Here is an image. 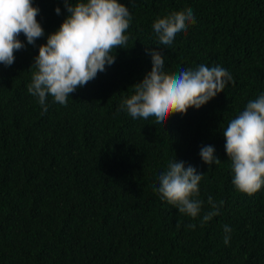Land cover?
Returning <instances> with one entry per match:
<instances>
[{"label": "trees", "instance_id": "1", "mask_svg": "<svg viewBox=\"0 0 264 264\" xmlns=\"http://www.w3.org/2000/svg\"><path fill=\"white\" fill-rule=\"evenodd\" d=\"M118 2L131 15L129 48L66 106L49 96L45 112L27 91L39 45L67 15L62 0H32L44 35L30 45L21 33L14 63H0V264H264V186L235 189L222 134L264 93V0ZM188 8L196 22L170 48L156 46L153 22ZM146 47L164 54L168 73L219 65L234 84L165 124L133 119L121 104L151 69ZM205 145L219 164L201 160ZM174 159L204 173L195 219L157 191ZM209 196L223 204L201 227Z\"/></svg>", "mask_w": 264, "mask_h": 264}, {"label": "clouds", "instance_id": "2", "mask_svg": "<svg viewBox=\"0 0 264 264\" xmlns=\"http://www.w3.org/2000/svg\"><path fill=\"white\" fill-rule=\"evenodd\" d=\"M67 15L59 27L48 34L46 43L40 44L34 57L35 71L27 91L37 99L46 112L47 98L66 106L70 94L86 85L115 62L117 48L128 49L131 15L125 4L118 0H62ZM60 14V8H55ZM39 9L32 0H0V63L11 66L14 52L25 44L18 37L23 33L28 44L44 35L36 17ZM196 22L191 8L174 11L153 22L157 37L156 46L171 47L175 38L186 32ZM151 56V69L134 83V94L123 100L121 109L133 118L165 124L171 114H185L190 107L200 108L229 83L232 75L219 65L204 64L196 69H181L179 72L165 71L164 54L147 48ZM29 66V67H30ZM225 152L231 161L232 183L237 191L252 195L264 186V93L248 101L245 109L232 119L222 132ZM211 145L200 148L199 156L207 164H219ZM204 173H198L184 161H170L165 172L158 175L161 199L174 206L179 213L195 219L201 212L204 201L199 197V183ZM211 210L200 222L201 227L219 214L217 204L211 196L207 199ZM179 226V225H178ZM195 229V224H188ZM223 243L228 245L232 229L224 225Z\"/></svg>", "mask_w": 264, "mask_h": 264}]
</instances>
